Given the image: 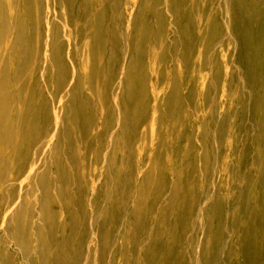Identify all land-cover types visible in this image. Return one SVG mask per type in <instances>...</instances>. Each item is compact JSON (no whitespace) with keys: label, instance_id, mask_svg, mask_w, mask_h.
<instances>
[{"label":"bare ground","instance_id":"6f19581e","mask_svg":"<svg viewBox=\"0 0 264 264\" xmlns=\"http://www.w3.org/2000/svg\"><path fill=\"white\" fill-rule=\"evenodd\" d=\"M128 2L0 0V264H115L120 256L135 257L134 264H199L202 202L213 195L217 173L214 122L225 109L242 114L249 141L233 170L264 182V0ZM219 40L223 52L215 50ZM148 54L157 106L183 117L206 114L201 142L194 131L186 139L191 177L182 170L171 180L160 171L158 147L128 213L134 176L122 168L134 156L130 132L146 108ZM174 67L182 68L179 79ZM228 165L224 159L220 171ZM158 184L164 191L155 192ZM153 194L172 203L169 214L150 203ZM158 216L161 236L139 238L137 230L153 227ZM126 225L135 227L130 235ZM159 242L167 247L162 255ZM203 244L202 263L219 260V240Z\"/></svg>","mask_w":264,"mask_h":264},{"label":"rangeland","instance_id":"374dc122","mask_svg":"<svg viewBox=\"0 0 264 264\" xmlns=\"http://www.w3.org/2000/svg\"><path fill=\"white\" fill-rule=\"evenodd\" d=\"M128 1L129 0H125V4L129 6ZM208 17L209 15L204 14L202 16L203 21L201 22L198 21V17H196V22L198 21L197 28L201 27V24L202 25L203 23L205 24V21L208 20ZM202 29L203 27L200 28V30ZM70 30L73 31L74 26H73V30L72 29ZM148 33L150 34V36L146 38V41L151 44L152 33L151 32ZM70 37H72V33H70ZM223 45L225 46V44H223V42L219 40L215 45V50H220L223 52V47H224ZM79 59L80 56L79 55L76 56L75 62H77ZM148 59H150L149 54L145 59L146 61H144L143 64V72L146 76V80H145L146 82L143 85L144 87L143 93L145 94L146 97V101H144V104H146V108L144 109L143 114L139 117V122L135 126L136 128L133 130L134 128L133 126L131 132L129 130L127 132V133L130 132V139L131 138L133 139V141H131L133 146L129 148L131 143L130 144L127 143V147L129 146L128 148L132 150V152H134V156L131 159V161H129V163H126L122 168L125 177L129 176L130 172H132L131 176H134L132 179L129 176V185L126 190L127 192L126 205H127L128 213L132 212V203L130 202V200L136 198V188L138 187L140 176L143 175L147 167V164L149 162L147 158L149 160L152 159L151 157L154 156V152L155 150H157L158 147L160 149V155H158L159 158L157 160L160 171L162 172L168 171L169 172L168 176L171 180L176 179L175 172L178 171V173L179 172L181 173L182 170L183 172L185 170V173L188 174L187 175L188 179L189 177H191L192 174L191 166L188 168V162H189L188 152L190 147H188V145L186 144V139L188 136H190L192 131H194L193 133L194 137L197 139V141L201 142L202 137L201 135L199 136V132H198L199 121L201 120V117L206 114V112L204 111H200V112L192 111L188 115V111H187L186 117H183V114H179L177 110L176 111L174 110L172 114H170L171 110L170 111L168 109L166 110L164 106H162L161 104L157 106V104L161 102V98L153 96L151 86L155 80L156 73L154 69L150 67L151 62L148 61ZM174 70L176 72V77L179 79L180 76L179 72H181L182 68L174 67ZM77 73L81 77L83 76L82 73H84V71H81V69L78 67ZM162 75L165 77L166 71H164ZM181 93L182 91L180 92V94ZM215 98L216 96L214 97V99ZM195 99L198 100L197 97H195ZM134 102H136V100ZM222 102L225 103V100H222ZM226 114H227L226 109L224 111L219 112L214 122L216 124L214 132L216 133L218 138V143L216 146L218 153V158L216 160L217 173L215 176L214 183L211 184L212 185L211 187H213L211 188V192L213 193V195L211 194L210 196L207 197V199L204 198V201L202 202L203 205V210H202L203 213L201 216L202 224H201V232L200 234H198V239L200 241L195 256L199 264H204L202 263L201 260L204 256H206V250L203 243L205 242L206 238H215L216 241L219 240L220 252H219V260L213 257V264H262V263L264 264V188H263L264 182L262 179H259L257 181H254L253 179L252 181L246 180L243 177L244 173L238 174L239 175L238 178V175H236V170H233L234 167L233 163H237V161L240 160L241 153L244 150V148L247 147L249 141L247 140L248 139L247 129L245 126L246 122L244 121L242 126L240 125L242 121L241 120L242 114L240 112H238V114L230 115V116ZM160 136L164 139L162 141L163 143L160 142L159 140ZM143 148L144 149L147 148V150L144 151L145 153L142 152L139 153L138 150ZM194 148H195L194 150H196L197 145L194 146ZM228 155L230 159L228 158ZM224 159L228 160L230 165L226 166L225 171L222 172L220 171V167H221L220 165L223 163ZM230 160L232 161L230 162ZM88 161L91 162L92 160L89 159ZM92 166H94V164H92ZM261 167H262L261 164L256 163L254 169L259 171ZM100 173L101 171L98 172L97 175L100 176ZM224 175L226 177H229V179L223 178V180H221L220 177L221 176L223 177ZM194 177L197 179H202L201 176L199 175V172L194 174ZM242 178H244V181H242ZM199 181L198 183L200 187L201 186L203 187L204 182L202 183L201 181L200 183ZM238 182H241L242 184V187H239L241 190L238 189ZM195 184H197V182ZM149 189L150 188L148 187V190ZM154 189L155 192L158 189H160V191H164V184H158L157 188ZM196 190L194 191L195 198L198 192ZM219 198L221 201V206H218L216 208L215 201L219 200ZM157 200H158L157 195L153 194L152 196H150V203L152 205L156 203L158 209L159 208L160 210L163 209L165 214L166 213L169 214L167 210L169 208L170 210L173 208L172 203L171 204L169 203L170 205H167V202L163 204L162 201L158 202ZM172 215L173 213L171 212V216ZM153 218H154V213H152L151 215L149 214L148 222ZM164 219H165V215L161 221L162 225L166 223ZM168 221L169 218L167 222ZM126 226H127L126 233L130 235L132 228L135 229V227L133 225H126ZM145 227L143 231L140 230L139 232L136 229L138 233V237L140 238L142 234L144 235L146 233L147 234L149 233L148 234L149 240L153 241L154 238L156 240L158 236L159 237L161 236L160 231L162 230L163 227L160 225V216L157 217V222L155 225H153V227L149 225ZM151 235L153 236V238ZM164 235H166L165 228H164L162 240H164ZM251 243H253V247L252 246L247 247ZM158 245L160 250L162 248L161 255L163 253H166L167 250L166 244L159 242ZM222 255L223 256L225 255L224 258L225 262L220 260V257ZM131 260L133 261V264L136 262V261L134 262L135 257L132 259L130 257L123 258L120 256L115 259V264H131ZM140 264H145V263L144 262L142 263L141 260Z\"/></svg>","mask_w":264,"mask_h":264}]
</instances>
